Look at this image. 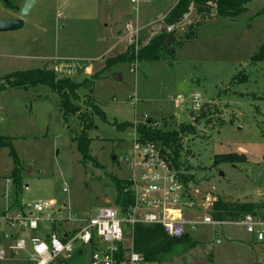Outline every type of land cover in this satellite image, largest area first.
I'll return each instance as SVG.
<instances>
[{"label":"rangeland","instance_id":"1","mask_svg":"<svg viewBox=\"0 0 264 264\" xmlns=\"http://www.w3.org/2000/svg\"><path fill=\"white\" fill-rule=\"evenodd\" d=\"M160 1L141 0L137 14L130 0H41L22 30L0 34V86L16 72L49 69L59 79L88 82L76 103L82 112L90 102L105 112V119L92 115L95 126L89 132L92 155L102 167L96 168L82 163L74 142L82 122L78 116L65 122L56 92L44 86L1 90L0 136L14 139L22 184L18 192L9 149L0 147V213L20 200L55 201L56 216L65 220L95 217L100 209L115 206L112 179L128 175L122 159L133 145L130 125L148 121L168 129L196 126V135L183 141L182 159L201 191L230 202L264 201L259 197L264 193V62H251L264 44V0H254L235 19H221L214 10L196 14L202 26L194 23L195 39L174 59L106 68L107 59L131 48L121 36L136 17L142 27L140 47L164 31L174 29L180 39L190 33L186 26L194 20L169 31L164 19L176 0ZM24 2L18 0L14 11L0 0V19L19 18ZM97 62L105 67L94 77ZM240 75L247 80L240 81ZM120 124L128 126L119 130ZM231 153L247 155L248 162L213 166L215 156ZM190 235L198 242L195 248L159 264L261 261L260 250L251 255L245 246L242 227L201 226ZM83 253L70 264H90L91 250L85 247Z\"/></svg>","mask_w":264,"mask_h":264},{"label":"built area","instance_id":"2","mask_svg":"<svg viewBox=\"0 0 264 264\" xmlns=\"http://www.w3.org/2000/svg\"><path fill=\"white\" fill-rule=\"evenodd\" d=\"M130 2L138 14L141 0ZM141 31L136 17L126 24L121 42L138 51ZM122 162L128 170L123 179L128 186L125 192L133 198V205L125 212L115 205L100 209L95 217L65 220L56 216L55 201H17L0 213V264H70L78 252L84 255L85 247L91 250L90 264H148L134 250V229L138 225L160 227L173 239L190 235L201 226H239L260 245V264H264V217L215 220L212 212L218 197L197 185L185 184L157 145L138 140L136 127L132 148ZM7 182L11 184L12 180ZM60 224L65 226L64 238L51 230ZM26 234L27 239L20 238Z\"/></svg>","mask_w":264,"mask_h":264},{"label":"trees","instance_id":"3","mask_svg":"<svg viewBox=\"0 0 264 264\" xmlns=\"http://www.w3.org/2000/svg\"><path fill=\"white\" fill-rule=\"evenodd\" d=\"M5 5L14 11H18L16 2L18 0H3ZM254 0H178L175 7L169 12L164 19V24L168 27H176L180 25L185 17L191 13V8L199 6L196 10L197 15L211 13L213 10L216 16L221 19H235L247 12V6ZM194 23L196 27L202 24L193 21L187 25L190 33L184 35L182 39L177 36L176 30L171 34L166 31L156 36L150 43L144 47H140L138 51L131 47L127 52L106 60V68L119 66L121 64H130L132 62H159L167 61L169 58L174 59L176 51L186 42L195 39ZM252 63L264 62V44L251 59ZM100 73V72H99ZM95 74L97 77L99 74ZM240 81H246V75L239 76ZM88 82L77 84L70 78L59 79L56 73L48 69H34L25 72H16L4 78V83L0 86V91L10 88L16 90L36 89L44 86L56 92L60 97V109L65 122L69 117L78 116L82 122L81 132L74 142L77 144V150L81 156L84 165L92 164L96 168H102L91 152V144L93 139L89 136V132L94 128V119L92 115L105 119V112L95 103L87 104V111L82 112L80 105L76 104L80 100L79 90L82 86H88ZM89 111L91 113H89ZM205 113L201 118L204 119ZM128 125L120 124L119 130L125 129ZM133 129L136 127L138 140L143 143H152L157 145L162 153L168 158L172 167L180 172L183 182L187 185H198L193 175L189 173L187 162L182 159L183 141L188 136L196 135V126L181 125L178 128L168 129L161 127L153 121L140 123L137 126L130 125ZM13 138L0 136V147L9 149V156L13 160L12 180L20 191L22 184V168L21 161L13 145ZM248 162L247 156L242 153H231L226 155H217L214 157V167L221 164H245ZM117 189V197L115 205L122 208L125 212L133 205V198L126 193L127 182L118 178L112 179ZM246 215H256L264 217V201L263 202H230L224 199H218L212 216L215 220H240ZM52 231L58 232L64 238L65 226H52ZM198 242L191 239V235H186L181 239H173L168 237L160 227H144L136 226L134 229V250L144 256L148 264H159L167 259L186 253L195 248ZM80 257L79 252L76 257ZM260 261L257 262V264Z\"/></svg>","mask_w":264,"mask_h":264},{"label":"water","instance_id":"4","mask_svg":"<svg viewBox=\"0 0 264 264\" xmlns=\"http://www.w3.org/2000/svg\"><path fill=\"white\" fill-rule=\"evenodd\" d=\"M41 0H25L23 7L20 11L19 18L16 19H0V34L1 33H9V32H16L19 30H22L25 26L26 20H28L39 4ZM199 6H196L194 11H192L189 15H187L184 19V21L181 23V26L187 25L190 21L194 20V17L196 16V10L199 9ZM105 67V63L103 62H97L94 64V74H97L99 71H101ZM118 80H121L120 76L117 77ZM116 161V157L113 159Z\"/></svg>","mask_w":264,"mask_h":264},{"label":"crops","instance_id":"5","mask_svg":"<svg viewBox=\"0 0 264 264\" xmlns=\"http://www.w3.org/2000/svg\"><path fill=\"white\" fill-rule=\"evenodd\" d=\"M150 2H152V0H149ZM162 2H163V0H161ZM160 1V2H161ZM177 2H178V0H176V3H175V5L177 4ZM171 11V10H170ZM108 52H109V49H108ZM104 56V54L102 55V56H100L98 59H101L102 57ZM44 60H46V59H44ZM48 60H51L52 61V59H48ZM49 70V69H48ZM243 154V153H242ZM247 156V155H246ZM247 159H248V157H247ZM244 242H245V246L247 247V249H249L250 250V254L251 255H256V250H260L261 249V247H260V245H258L257 243H255L254 241H252L251 240V238L250 237H248L247 235H246V237L244 238ZM261 251V250H260ZM258 259V258H257ZM259 261V260H258Z\"/></svg>","mask_w":264,"mask_h":264}]
</instances>
